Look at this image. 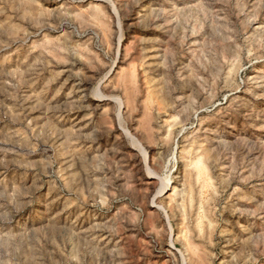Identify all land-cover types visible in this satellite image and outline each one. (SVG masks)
<instances>
[{
    "label": "rangeland",
    "instance_id": "1",
    "mask_svg": "<svg viewBox=\"0 0 264 264\" xmlns=\"http://www.w3.org/2000/svg\"><path fill=\"white\" fill-rule=\"evenodd\" d=\"M0 264H264V0H0Z\"/></svg>",
    "mask_w": 264,
    "mask_h": 264
}]
</instances>
